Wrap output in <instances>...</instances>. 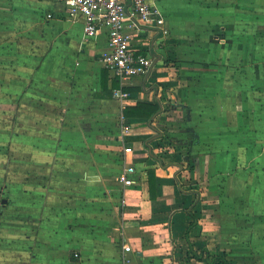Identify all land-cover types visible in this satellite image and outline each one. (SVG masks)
Returning a JSON list of instances; mask_svg holds the SVG:
<instances>
[{
  "label": "crops",
  "instance_id": "1",
  "mask_svg": "<svg viewBox=\"0 0 264 264\" xmlns=\"http://www.w3.org/2000/svg\"><path fill=\"white\" fill-rule=\"evenodd\" d=\"M150 1L167 34L143 26L134 45L155 67L122 83L102 61L107 31L85 38L65 0H0V264H123L124 243L131 264H206L193 257L204 249L214 264H264V38L253 51L231 37L242 0ZM237 56L240 74L209 68ZM197 91L217 120L182 113ZM139 103L159 111L127 117ZM189 161L203 192L182 181Z\"/></svg>",
  "mask_w": 264,
  "mask_h": 264
},
{
  "label": "built area",
  "instance_id": "2",
  "mask_svg": "<svg viewBox=\"0 0 264 264\" xmlns=\"http://www.w3.org/2000/svg\"><path fill=\"white\" fill-rule=\"evenodd\" d=\"M65 4L69 17L84 19L85 38L96 36L102 29L107 31L109 49L102 61L115 79L124 83L132 77L151 73L156 56L143 54L134 45L135 39L143 36V26L151 23L164 29V19L159 17V11L150 0H65ZM129 96L122 89L115 90L113 95L121 104ZM122 129L124 133L129 127L123 124ZM124 152L131 153L132 148L124 147ZM135 172L134 167H126L119 181L125 187L134 185ZM123 251V264H131L127 254L133 251L132 247L124 243Z\"/></svg>",
  "mask_w": 264,
  "mask_h": 264
},
{
  "label": "rangeland",
  "instance_id": "3",
  "mask_svg": "<svg viewBox=\"0 0 264 264\" xmlns=\"http://www.w3.org/2000/svg\"><path fill=\"white\" fill-rule=\"evenodd\" d=\"M219 1V0H217ZM242 4L243 5H246V7L244 8L245 11H247L246 15L244 14H239L237 15V17L241 20V23H242V27L244 28L243 30H236V29H233L234 26L231 28L230 32H231V37L233 38H240V36H238L239 34L242 35V38H246L248 39L250 42L248 43V46H250L252 48V50L256 51V45H255V42L254 40L256 39V37H262L264 38V14H262V11L264 9V0L261 2V0H242ZM243 10V8H242ZM247 19V20H246ZM245 21L246 22V28H245ZM239 23L237 27H239V25L241 24ZM263 24V25H260V24ZM223 30L221 29H218L216 31H214V40H216L218 43L220 41V39L223 37ZM167 34V33H166ZM4 38V37H3ZM2 38V39H3ZM223 39V38H222ZM221 39V40H222ZM1 43V42H0ZM1 46V45H0ZM235 51L234 54H241V48L239 46H235L233 47ZM239 56H237L236 58H233V60L231 62H226L224 64V66H222V64L220 63H211L209 64V68L212 70L213 69V66L215 67L216 70H219V69H222V71L224 70L223 68H228L229 69V72L233 73V75L235 74H240V61H239ZM0 65H1V62H0ZM205 68H208V67H205ZM197 81V77H194L192 78V81ZM237 81H234V80H229V83H232V89L234 92V94H232V96L234 97H237L238 101H239V96L242 94V93H239V91L241 90L240 89V81L238 80V78L236 79ZM217 79H216V85H219L220 87H223L224 84L222 83V81L218 82L217 84ZM199 83H200V87H207L208 85V81L205 80L204 82H201V80H199ZM215 84V81L214 83L212 81H210V85H214ZM192 86V85H189V87ZM218 86V87H219ZM249 89V88H248ZM204 96L203 93H200L199 91H197L195 94H193L192 92L189 94V96L186 98V103L185 105L182 104V113L185 114V117H188L190 118L192 113L197 116L199 115V117H207V116H210L211 118H214L213 115L215 117H219V111L216 110L217 109V104H215V106L213 107V109H208L209 111L202 108V102L205 100V97L202 98ZM206 96V95H205ZM189 98V99H188ZM205 103V101L203 102ZM216 103V102H215ZM170 108V107H169ZM206 114V115H205ZM215 120H217L216 118H214ZM179 127V126H178ZM188 128V127H187ZM189 129V128H188ZM171 137V136H169ZM172 143H170L171 145ZM191 162V163H190ZM186 171H188V173L182 178V181H185L186 182V186L189 187V188H194V189H198L199 192H203V188L200 187L203 185V182H202V179L204 177H201V184L199 186V184L193 179V177H191L189 175V172L191 171H195V165H194V162L192 161H189V164L187 165V169ZM199 179V180H200ZM221 180L223 181L222 177H221ZM254 218L248 216L247 218V221H248V226H247V232L248 233H255V223L253 222ZM238 222V221H236ZM214 255H219V254H216L214 253ZM207 259V258H206ZM211 260L208 259L206 260V264H210Z\"/></svg>",
  "mask_w": 264,
  "mask_h": 264
},
{
  "label": "trees",
  "instance_id": "4",
  "mask_svg": "<svg viewBox=\"0 0 264 264\" xmlns=\"http://www.w3.org/2000/svg\"><path fill=\"white\" fill-rule=\"evenodd\" d=\"M105 77L103 76V80ZM104 85V83H103ZM119 86L118 81H116V87ZM159 111V105L158 104H147V103H139L135 108H130L125 111V115L127 117H145V118H151L153 117L157 112ZM148 178H149V186H150V193H151V199H155V190H156V173L155 171L151 170L148 172ZM195 225V221L191 223V226ZM193 257L200 262L204 261V257L210 259L211 263L214 264L218 259H220V255H214L211 254L210 251L207 249H204L200 254L197 252H193ZM224 260V259H223ZM207 263V262H206Z\"/></svg>",
  "mask_w": 264,
  "mask_h": 264
}]
</instances>
